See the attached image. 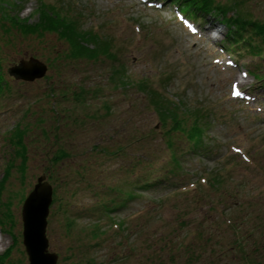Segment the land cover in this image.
I'll list each match as a JSON object with an SVG mask.
<instances>
[{
  "label": "rangeland",
  "instance_id": "obj_1",
  "mask_svg": "<svg viewBox=\"0 0 264 264\" xmlns=\"http://www.w3.org/2000/svg\"><path fill=\"white\" fill-rule=\"evenodd\" d=\"M41 1L110 37L111 53L61 57L68 45L56 34L22 32L19 21L35 22ZM219 1L233 3L239 25L264 22V0ZM16 2L0 0V180L15 165L0 190V256L10 248L0 264H29L22 204L40 176L53 187L46 236L56 264H172V248L177 261L193 254L190 264H264V86L253 75L264 74V45L255 55L230 44L222 16L194 19L183 0H25L22 9ZM31 57L47 65L43 77L9 74ZM115 66L127 85L112 79ZM143 85L213 111L207 155L174 134L183 172L169 174L164 129ZM182 116L188 129L195 118ZM211 170L220 188L206 181ZM151 175L168 178L142 187ZM119 189L135 198L107 211Z\"/></svg>",
  "mask_w": 264,
  "mask_h": 264
},
{
  "label": "trees",
  "instance_id": "obj_2",
  "mask_svg": "<svg viewBox=\"0 0 264 264\" xmlns=\"http://www.w3.org/2000/svg\"><path fill=\"white\" fill-rule=\"evenodd\" d=\"M183 2L185 8L187 9V12L191 14L195 19H199L201 17L205 18L208 14L212 15L215 18H219L220 16H222L221 21H223L228 27L227 40L230 42V44L232 43L238 48L244 46V48L248 52H251L255 55H262V45H264V22L257 21V19L250 17L251 15L248 14L250 19H244L243 22H241V25H239L238 18H236L235 15H231L230 13L234 9L233 3L232 5H225L222 4L219 0H183ZM20 3L22 4L19 5V2L18 4L16 2V5L20 7L19 9H22L24 7L25 0H21ZM66 10L72 11V8L69 6L67 9H64V11ZM35 14L36 21L33 23H27L26 19H22L21 21H19L22 32L35 33L38 36H41L45 32L56 34L58 38L64 40L68 45L63 51L61 57H71L72 55L88 59H95L100 55H109L111 53L113 44L112 39L106 35H99L98 32L91 29L82 30L79 27L77 20L79 19V15L78 17L74 16L75 20L71 18L72 16L68 18L66 17V14L61 13V10L59 8H56L50 3L42 1L37 6ZM241 52V49L237 51L238 54H241ZM2 65L3 59L0 54V88L4 85V83L2 84L4 80L1 73ZM112 72L113 73L111 77L116 83L124 86L128 84V82H126L128 80L126 72L120 69V66H115ZM253 75L257 82H262V86H264V74L261 75L257 72H254ZM142 88L143 93L149 98V101H151V105L156 112L158 121L162 129H164L163 133L167 137L166 139L164 136L166 147L170 151L169 157L171 158V168H169V174L171 175L183 172L184 167L182 166L178 156L175 154L176 137L174 134L175 132H180L184 138H187L188 142L193 145L191 151L207 155L209 152H207L205 148L204 139L208 136V132L206 133V131H208L209 129L210 124L208 120V118L210 117L208 116H211L213 111L211 108L202 105L187 106L185 101L181 99L175 100L173 97L168 96L166 93L165 96L158 89L156 90L149 86L143 85ZM183 114H191L195 118L193 125L188 129L182 126V122L184 121L182 116ZM165 126L167 127L165 128ZM18 131V133H20V141L18 144L19 146H21V148H18L16 150V155L18 157L20 155L23 157L21 165H24L26 162V147L22 142V133L24 132V129H19ZM210 137L213 139V135H211ZM122 147L123 146L119 147V152L120 150H122ZM13 165L14 163H9L6 166L5 172H3L4 174L0 180V190L3 186V182L10 175V171ZM165 178H168V176H148L142 180V187L156 184L158 180ZM199 178L203 179L202 181H205V178ZM220 180V175L214 170H211L208 175H206V181H208L209 184L211 182L210 186H212L213 188L221 187L222 183ZM115 190L117 189L115 188ZM122 194H124V196ZM135 195L136 193L133 190L121 191L119 189L116 196L121 198V200H116L113 198L111 200L113 204H104L103 208L107 209V211H112L113 209L124 205L128 200L135 198ZM109 218L112 222V225H116L118 230L123 229L124 223L122 222V220H117L113 216H110ZM97 230L99 233L97 235H100L104 231L101 227L97 228ZM185 246H187V244H185ZM179 253H177L172 248L170 252V256L174 261L172 262V264L191 263L193 254L185 252L184 261H177V258L180 257ZM9 254L10 248L5 252V254L0 257L5 258ZM75 264L79 263L76 262Z\"/></svg>",
  "mask_w": 264,
  "mask_h": 264
},
{
  "label": "water",
  "instance_id": "obj_3",
  "mask_svg": "<svg viewBox=\"0 0 264 264\" xmlns=\"http://www.w3.org/2000/svg\"><path fill=\"white\" fill-rule=\"evenodd\" d=\"M47 65L35 58L23 59L9 68V74L16 79L33 81L41 78ZM53 187L40 176L22 204L23 244L29 264H56L58 254L48 250L46 236L47 216L52 202Z\"/></svg>",
  "mask_w": 264,
  "mask_h": 264
},
{
  "label": "bare ground",
  "instance_id": "obj_4",
  "mask_svg": "<svg viewBox=\"0 0 264 264\" xmlns=\"http://www.w3.org/2000/svg\"><path fill=\"white\" fill-rule=\"evenodd\" d=\"M1 242H2V239H0V244H1Z\"/></svg>",
  "mask_w": 264,
  "mask_h": 264
}]
</instances>
